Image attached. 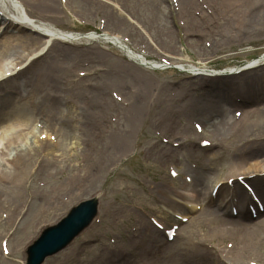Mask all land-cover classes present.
<instances>
[{"label":"rangeland","instance_id":"obj_1","mask_svg":"<svg viewBox=\"0 0 264 264\" xmlns=\"http://www.w3.org/2000/svg\"><path fill=\"white\" fill-rule=\"evenodd\" d=\"M21 1L31 17L63 30L85 34L103 22L104 30L126 35L142 47L147 59L157 55L175 65L221 70L244 66L264 53V0H178L175 6L170 0ZM252 6L257 12L246 10ZM68 48L70 85L65 88L62 82L65 59L58 57L55 86L45 87L56 93L58 112L52 119L37 116L56 140L35 146L43 165L32 164L25 175L15 176L11 165L0 166L11 176L0 183V264H24L28 246L43 228L92 198L97 202L94 219L42 264H231V254L251 264L264 263V242L242 250L229 238L218 244L207 236L211 221L206 213L195 227L188 225L190 219L183 223L173 215H193L183 205V193L193 189L195 173L216 179L206 188L209 195L221 178L231 175L234 144L249 147L235 137L245 117H234L230 109L244 106L251 111L247 119L264 112V96L256 93L249 100L246 90L260 80L256 77L264 73V65L240 75L193 77L174 68L147 70L106 43L82 40ZM81 71L87 73L84 79H78ZM28 78L20 77L19 87L2 85L3 91H25L21 83ZM248 78L253 82L247 84ZM81 83L87 86L82 103ZM202 141L210 146L202 147ZM60 142L69 147L59 151ZM249 153L239 156L242 164L264 158ZM171 168L178 178L169 175ZM246 183L261 199L253 183ZM229 190L224 188L218 198L226 206ZM197 202V213L217 209L213 202L211 208L206 205L208 200ZM149 219L166 229L180 227L177 236L164 245L163 232L151 225L162 234L158 239L143 229ZM155 244L163 256H152Z\"/></svg>","mask_w":264,"mask_h":264},{"label":"bare ground","instance_id":"obj_2","mask_svg":"<svg viewBox=\"0 0 264 264\" xmlns=\"http://www.w3.org/2000/svg\"><path fill=\"white\" fill-rule=\"evenodd\" d=\"M246 10L255 13L257 12V7L252 6ZM27 19H33V24L35 26ZM107 35L108 34H103L99 36L98 39L100 41H108L109 37ZM82 36L83 35L57 29L47 21L31 18L21 0H0L1 91L4 90L2 85L7 81L14 79L16 84L18 78L25 74H29V78L27 80L23 79L21 83V85L26 88L25 91L21 90L16 96L6 98L5 102H0V166L2 163H4V165L5 163L11 165L13 169L12 176L19 174V172L25 175L28 170L26 168L29 167V169H31L32 164H37L38 167L43 165L42 160L39 159V155L41 154L40 152H36L35 146H37L39 137L44 131L38 130L36 118L41 114L47 119H52L55 113L58 112L55 110L56 107L54 106L55 96L53 95V91H47L45 87L55 86V69H57L55 67V60L58 57L65 59V65H63L64 73H62L64 74V78L62 80L67 81L69 79L73 67L72 51L68 47L59 46L57 43L61 45L76 43ZM82 39L95 38L88 34L84 35ZM110 41H112L115 48L124 53L130 60L142 61L137 54L129 52L130 50L118 42L116 38H111ZM49 50L50 53H48V56L42 60L41 55L44 53L46 54ZM27 62H29V66H31L29 69L25 64ZM248 64L249 68L246 72L250 71L252 68H258L264 65V54L248 62ZM147 65H150L151 68H159L157 64L149 63ZM30 69H32L31 72ZM188 69L193 71L199 70L198 68L192 69L191 67ZM230 75H233V73ZM256 79H260L261 83H252L246 87L247 98L249 100H252L256 93H260V95L262 94L264 96V73L257 76ZM246 80L247 84L253 82L250 78ZM85 90V85L81 83L78 93L81 103L83 99L85 100L86 98V94H84ZM8 91L9 88L6 89L5 92ZM4 96L5 94L0 95V99ZM210 97H212V95ZM212 103L214 104L216 102L213 101ZM4 104H6L5 107ZM137 105L138 102L136 107ZM133 110H135V108H133ZM245 111L248 113L243 116L245 119L242 120L240 123L241 125L237 127L235 137L238 140L248 142L246 145L249 147H240L238 142L234 144L235 150L231 155V175L226 178H221L219 181L223 183V180L226 182V180L232 179L233 177L237 179V177L242 176L246 178V182L253 183V187L261 197V202L264 203V185L262 184L264 177L260 175L261 172L264 171V158L260 162H248L246 164H242L239 158L241 153L247 150L250 152L249 154L251 157L264 156V112L261 114L254 113L252 119H247L246 116L250 115L251 111L247 109ZM203 127L205 128L204 124ZM43 134H45V137L48 135V139H51V135H53V133L48 131ZM254 138L258 141L256 142ZM59 144V151H63L69 147V143L67 142H60ZM50 146L51 144L49 147ZM164 157L167 156L164 155ZM9 175L10 174L0 169V183H5L7 178L11 177ZM213 182H216V179L210 178L205 173L194 174V186L193 189H190L192 193H183L184 204L191 206L189 210H187L188 212H194L199 198L201 201L205 200V203L206 200L212 201V199H209L208 195H206V188L211 186ZM184 186H186V184ZM224 188L227 189L226 186H220L216 194V199L213 200L215 204L217 202L215 205L217 209H203L204 212L197 213L190 217L188 225L193 227L199 225L203 222V215L206 213L211 221V228L207 236H211L210 239L216 240L218 244L227 238L231 239L233 245H235L237 249L240 247L241 250L251 245L257 246L260 243L262 244L264 242V214H259L256 220H252L249 217L244 209L245 203H248L247 193L238 185V182H235L234 192L237 193L238 201L232 202H234L233 207L236 208L239 213L241 212L239 215L241 220L227 219L228 215L226 212L220 214L221 211L226 209V205H223V200L218 199L222 195ZM166 198L169 200L168 195H166ZM187 207L188 206H186V208ZM182 217H184V215ZM145 227L147 232H151L152 236H157L159 239L161 234L158 231H155L148 224L145 225ZM147 234H145V237ZM148 241L153 242L151 238H149ZM161 248L162 247L159 248L155 244L151 251L152 256H163L164 251L161 254ZM112 257L116 258L114 254ZM228 263L251 264L232 254L228 258ZM171 264L182 263H174V261H172Z\"/></svg>","mask_w":264,"mask_h":264},{"label":"water","instance_id":"obj_3","mask_svg":"<svg viewBox=\"0 0 264 264\" xmlns=\"http://www.w3.org/2000/svg\"><path fill=\"white\" fill-rule=\"evenodd\" d=\"M95 214V203L88 201L73 209L67 218L57 226L43 232L41 237L29 248L27 264H39L44 257L63 248Z\"/></svg>","mask_w":264,"mask_h":264},{"label":"snow or ice","instance_id":"obj_4","mask_svg":"<svg viewBox=\"0 0 264 264\" xmlns=\"http://www.w3.org/2000/svg\"><path fill=\"white\" fill-rule=\"evenodd\" d=\"M197 128L199 129V125H197ZM173 175H175V173H173ZM189 179H191V177H189Z\"/></svg>","mask_w":264,"mask_h":264}]
</instances>
